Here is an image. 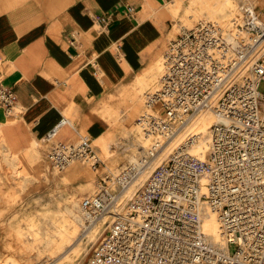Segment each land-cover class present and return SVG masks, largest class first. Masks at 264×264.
I'll list each match as a JSON object with an SVG mask.
<instances>
[{"label": "built area", "instance_id": "2783aa9c", "mask_svg": "<svg viewBox=\"0 0 264 264\" xmlns=\"http://www.w3.org/2000/svg\"><path fill=\"white\" fill-rule=\"evenodd\" d=\"M97 20L109 23L107 16ZM262 81L264 16L252 3L241 2L226 26L209 19L180 26L162 54L157 87L144 95L139 125L151 141L144 148L145 166L201 113L215 116L207 155L200 160L190 153L199 134H187L127 208L108 186L116 178L122 186L131 184L142 166H129L117 177L106 174L99 192L78 204L95 218H110L88 264H264ZM0 108L8 116L19 114L17 94L1 84ZM66 122L44 137L51 166L61 172L87 160L96 167L100 159L89 140H56ZM208 210L217 213L219 242L204 228Z\"/></svg>", "mask_w": 264, "mask_h": 264}, {"label": "crops", "instance_id": "0c3cea01", "mask_svg": "<svg viewBox=\"0 0 264 264\" xmlns=\"http://www.w3.org/2000/svg\"><path fill=\"white\" fill-rule=\"evenodd\" d=\"M173 2L0 0V84L14 90L19 109L8 116L0 108V135L10 151L21 155L45 144L63 118L57 141H99L111 114L129 106L174 38ZM255 3L264 16V0ZM100 16L109 18L106 26Z\"/></svg>", "mask_w": 264, "mask_h": 264}, {"label": "rangeland", "instance_id": "374dc122", "mask_svg": "<svg viewBox=\"0 0 264 264\" xmlns=\"http://www.w3.org/2000/svg\"><path fill=\"white\" fill-rule=\"evenodd\" d=\"M244 1L256 4L255 0H174L169 5L175 25L172 37L175 38L181 25L190 27L201 19L226 26ZM157 63L156 71L148 73L136 86L135 93L130 96L129 106L122 112L111 114L108 129L101 139L97 142L89 140L100 159L96 167L91 161L75 160L65 170L58 172L51 166L45 144L42 143H34L30 150L21 154L20 177H14L12 167L0 163V264H88L96 246L106 234L110 218H96L95 223H91L93 230L87 237L81 234L83 227L77 226L71 217L66 216L65 208L68 206L75 210L83 197L97 194L102 178L106 174L119 176L132 165V156L145 164L147 155L140 154L145 151L141 144L145 137H149L142 132L139 118L143 112L146 91L157 87L159 83L162 57ZM259 90L264 91V81L260 83ZM202 114L211 116L212 121L202 132L209 138V129L215 116L211 113ZM162 150H159L150 165H146L148 170L142 173L141 181L132 188L129 189L131 184L122 186L117 178L110 183L108 187L122 206L127 208L136 202L139 189L151 171L167 157L168 154L164 153L159 156ZM76 165L79 167L71 170ZM65 217H68L71 226L77 228L75 237H80L82 246H86L79 255L70 253L65 257L72 248L71 241L63 240V231L57 229L64 223Z\"/></svg>", "mask_w": 264, "mask_h": 264}, {"label": "bare ground", "instance_id": "6f19581e", "mask_svg": "<svg viewBox=\"0 0 264 264\" xmlns=\"http://www.w3.org/2000/svg\"><path fill=\"white\" fill-rule=\"evenodd\" d=\"M211 116H205L202 113L194 117L189 123L181 129L173 139H171L167 144H165L162 148L163 150L159 154V156L164 153V154H169L172 152L174 148L177 147L178 143L182 140V138L188 134L191 133L192 131H197L199 133V140L194 143V145L191 148V153H193L198 159H205V156L207 154V150L209 147V138L207 134H202L204 132V129L209 126L210 122L212 121ZM149 138H144L143 143L141 144L143 148L148 147V141ZM146 151H141L140 154H145ZM37 154V153H36ZM31 155H35L34 153H31ZM138 155V154H137ZM22 155H16L13 154L8 146L6 145L5 141L3 140L2 136L0 135V163L4 162L6 165L12 167L14 169V177H20V171H19V163H20V157ZM139 156V155H138ZM41 160V159H40ZM131 162L134 168H138L142 166V170L140 171L141 173L139 174V177L134 178L131 182V186L129 187L132 188L134 184H136L140 180V177L142 173H145L146 170H148L149 167H146L144 163L140 161L139 158L137 157H131ZM144 165V166H143ZM22 167V166H21ZM46 167V165H45ZM22 169V168H21ZM124 171V170H123ZM91 175V174H90ZM88 175V176H90ZM128 177H130L131 174H127ZM144 176V175H143ZM73 180V179H72ZM87 180V179H86ZM74 182V181H73ZM79 185V184H78ZM89 185V183H88ZM24 191V190H23ZM66 210V216H69L72 218V220L75 222L77 226L83 227V230L81 234H86L85 236L89 237V233L92 232V224L95 223L97 220L95 217H93L91 214H86L82 212L79 208V205L75 208V210L70 209L68 206L65 208ZM87 219V220H86ZM88 221V222H87ZM65 223V224H64ZM64 223H61V226L57 229H61L63 231V237L62 239L69 240L71 241L72 248L70 252L65 256L68 257L70 253H73L74 255H79L81 254L85 249L86 246H82L80 242V237L76 238V232L77 228L74 226H71L69 223L68 217L64 218ZM71 226V227H70ZM204 228L208 235L211 236L212 242H219L220 240V225L218 222V217L216 212H212L208 210V215L205 216L204 219Z\"/></svg>", "mask_w": 264, "mask_h": 264}]
</instances>
